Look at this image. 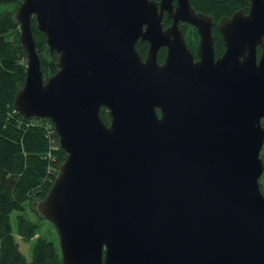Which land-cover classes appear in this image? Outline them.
Wrapping results in <instances>:
<instances>
[{"label": "water", "instance_id": "95a60500", "mask_svg": "<svg viewBox=\"0 0 264 264\" xmlns=\"http://www.w3.org/2000/svg\"><path fill=\"white\" fill-rule=\"evenodd\" d=\"M31 14L58 53L45 79ZM14 15L26 62L13 104L48 116L65 150L35 200L61 264H264V0L218 18L219 53L189 0H20Z\"/></svg>", "mask_w": 264, "mask_h": 264}, {"label": "trees", "instance_id": "16d2710c", "mask_svg": "<svg viewBox=\"0 0 264 264\" xmlns=\"http://www.w3.org/2000/svg\"><path fill=\"white\" fill-rule=\"evenodd\" d=\"M20 0H0V264H61L59 243L40 232L42 218L35 200L42 197L57 172L58 162L65 150L59 145L58 135L51 119L46 115H25L13 104V96L25 76L26 48L19 39V23L14 15ZM196 10L212 16L211 26L215 53L223 49V38L217 27L218 18L242 7L247 10L250 0H189ZM169 17L164 14L165 25ZM186 44L195 47L198 36L194 25L187 20L180 21ZM31 31L35 48L39 54L43 78L58 67L57 51H50L45 33L36 24L31 14ZM143 56L147 40L138 38L135 42ZM163 45L157 49V59L164 55ZM260 45L257 46V53ZM100 115L105 122L109 113L104 105ZM264 124V117L261 118ZM264 160V140L260 149ZM259 186L264 193V168L259 176ZM34 202V203H33ZM25 203L29 212H23ZM16 212V233L23 239H30V257L26 258L12 231L10 211ZM30 213V214H29ZM58 236V235H57Z\"/></svg>", "mask_w": 264, "mask_h": 264}, {"label": "rangeland", "instance_id": "374dc122", "mask_svg": "<svg viewBox=\"0 0 264 264\" xmlns=\"http://www.w3.org/2000/svg\"><path fill=\"white\" fill-rule=\"evenodd\" d=\"M18 211H20V210L16 209V208H14L10 211V222L12 224V231H13L14 237L18 241V245H19L20 249L22 250L24 256L26 258H29L30 257V241L31 240L30 239H23L16 233V212H18ZM22 211L26 212V213L29 212V209L27 207V203H25V208ZM38 230L40 232H45V234L49 238H52L55 242H58L57 232L47 219L42 218V223L38 226Z\"/></svg>", "mask_w": 264, "mask_h": 264}, {"label": "flooded vegetation", "instance_id": "af4514ba", "mask_svg": "<svg viewBox=\"0 0 264 264\" xmlns=\"http://www.w3.org/2000/svg\"><path fill=\"white\" fill-rule=\"evenodd\" d=\"M164 14H165V12L163 13V16H164ZM166 15V14H165ZM169 17V16H168ZM170 17H169V20H168V22L170 21ZM180 21H182V20H180ZM180 21H179V23H180ZM167 22V23H168ZM166 23V24H167ZM194 27H195V25H194ZM196 28V27H195ZM197 40H198V36H197V39H196V44H195V47H192V50H193V52H194V56L196 57L197 56V53H196V45H197ZM147 45H148V41H147ZM164 46V45H163ZM164 48H165V51H166V47L164 46ZM165 51H164V54H165ZM144 56V55H143ZM163 58H164V55L161 57V58H159L158 59V61H162L163 60Z\"/></svg>", "mask_w": 264, "mask_h": 264}]
</instances>
